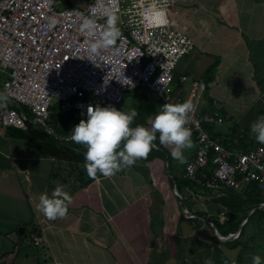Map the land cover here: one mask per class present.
Returning <instances> with one entry per match:
<instances>
[{"label": "crops", "instance_id": "1", "mask_svg": "<svg viewBox=\"0 0 264 264\" xmlns=\"http://www.w3.org/2000/svg\"><path fill=\"white\" fill-rule=\"evenodd\" d=\"M88 1L55 3L83 8ZM163 1L173 24L194 43L175 67L173 95L179 101L189 96V82H180L179 75L206 82L202 110L216 108L226 117L207 126L210 134L220 139L234 134L230 147L258 144L250 125L264 116V0ZM155 98L159 113L162 104ZM146 120L150 129V114ZM21 130L0 125V264H212L213 238L235 262L238 248L225 245L231 239L217 236L214 225V218L232 214L234 221L241 215L227 207L228 200H216L225 189L180 182L194 152L192 141L183 164L162 146L170 157L137 160L112 177L71 188L60 176L51 177L63 165ZM57 187L71 203L65 218L48 220L36 205L41 194L51 197ZM31 235L42 237L41 244L30 243Z\"/></svg>", "mask_w": 264, "mask_h": 264}, {"label": "built area", "instance_id": "2", "mask_svg": "<svg viewBox=\"0 0 264 264\" xmlns=\"http://www.w3.org/2000/svg\"><path fill=\"white\" fill-rule=\"evenodd\" d=\"M105 9L117 17L121 37L91 54L89 44L107 30ZM52 19L56 23L49 27ZM87 19L96 24L91 35L83 28ZM193 47L173 24L163 0H130L127 5L123 0H89L83 8H59L55 0H0V94L10 105L0 102V125L26 129L35 123L49 131L54 102L87 118L89 106H116L128 91L141 88L162 106L191 100L195 108L186 127L194 152L184 165L185 177L194 180L208 165L211 172L203 173L202 183L206 188L242 190L253 181L264 195V146L228 147L210 134L207 126L226 117L216 108L202 110L207 83L179 75L180 82H189V96L179 101L173 95L175 67ZM228 235L234 239L239 232ZM42 240L39 235L29 238L33 245Z\"/></svg>", "mask_w": 264, "mask_h": 264}, {"label": "clouds", "instance_id": "3", "mask_svg": "<svg viewBox=\"0 0 264 264\" xmlns=\"http://www.w3.org/2000/svg\"><path fill=\"white\" fill-rule=\"evenodd\" d=\"M104 12L107 15V30L100 39L89 44L91 54H98L100 49L109 48L121 37L115 14L110 9H105ZM55 23L54 19L50 20L49 27ZM95 27L94 20H85L83 28L90 35L94 33ZM6 99V95L0 94V102ZM194 108L191 100L175 105L164 104L149 129L142 125L131 127L138 116L135 109L124 113L111 106H89L87 120H81L75 125L69 138L73 143L86 148L84 168L92 179H95L98 173L106 178L112 177L133 166L137 160L147 158L153 148H156L154 142L157 140V133L159 144L170 147L171 157L183 164L186 162L184 149L191 147V131L186 125ZM250 131L255 135L257 142L264 144V116L251 123ZM69 203L71 196L62 187H57L51 197L46 193L41 194L36 208L46 219L56 220L67 216ZM252 264H261V257L254 255Z\"/></svg>", "mask_w": 264, "mask_h": 264}, {"label": "trees", "instance_id": "4", "mask_svg": "<svg viewBox=\"0 0 264 264\" xmlns=\"http://www.w3.org/2000/svg\"><path fill=\"white\" fill-rule=\"evenodd\" d=\"M3 77L4 75L1 74L0 79ZM128 93L130 94V91H128ZM151 103L152 97L144 91L133 94L132 109L138 112V116L133 121L131 127L142 125L147 128L146 119L149 116L148 108ZM4 104L10 106L8 103ZM81 120H87L83 112L75 109L63 111L60 109L59 104L54 102L50 106V121L48 122L50 132H47L43 126L35 123H28L27 128L19 132L22 137L31 142H35L46 154L57 159L60 167L63 165V172L60 171V168L55 169L51 177L56 179L57 176H60L62 182L69 184L71 188L84 186L93 180L88 177L84 168V153L86 148L82 145L73 143L69 138L71 136V130ZM232 136H234V134L229 138L221 139V142L230 147V145H232ZM154 143L158 148H153L147 158L139 159L138 161H148L156 156H169V154L162 149V145L159 144L158 135ZM122 147L123 143L121 144V148ZM244 148L248 147L244 146ZM210 172L209 166L207 165L204 171H197L194 180L183 178L180 182L190 187L193 185L194 187L199 186L200 188L204 182L203 173L209 174ZM97 176L102 175L98 173ZM224 189L225 190L222 189L223 191L220 197L218 196L219 198L216 200L218 202L228 200L229 205L227 207L231 206L230 209L233 210L234 213L239 212L241 215L234 221L232 214L228 217L229 219L226 217L225 220L214 218V225L220 234L227 235L228 232H230L229 230L236 231L242 220L246 219L245 223L241 226L238 237L229 241L226 240L224 244L230 248H238L235 264H252V257L254 255H259L261 257V264H264V206H260V203L264 202V195L258 190L256 182L253 181L248 183L245 188L239 192L233 188ZM228 196H230V198H228ZM250 211L251 213H249ZM211 259L212 264H232L231 261L225 257L220 248V243L215 240V238H213L211 242Z\"/></svg>", "mask_w": 264, "mask_h": 264}, {"label": "rangeland", "instance_id": "5", "mask_svg": "<svg viewBox=\"0 0 264 264\" xmlns=\"http://www.w3.org/2000/svg\"><path fill=\"white\" fill-rule=\"evenodd\" d=\"M141 91H144L145 93H147L150 97H152V96H154L150 91H148V90H145V89H140ZM133 94H135L134 93V91L132 90V91H130V94L127 92L126 94H125V96H124V98L122 99V101L120 102V103H118L116 106H115V108L117 109V110H121L122 112H124V113H128L131 109H132V107H133ZM153 100L155 101H157V99L155 98V96H154V98H153ZM152 100V103H151V105L149 106V108H148V111H149V114H150V117L151 118H153L154 119V117H155V115L157 114V107H156V104H155V102ZM49 127V126H48ZM259 144V143H258ZM62 171H63V169H62Z\"/></svg>", "mask_w": 264, "mask_h": 264}, {"label": "water", "instance_id": "6", "mask_svg": "<svg viewBox=\"0 0 264 264\" xmlns=\"http://www.w3.org/2000/svg\"><path fill=\"white\" fill-rule=\"evenodd\" d=\"M215 228V227H214ZM19 230H22V229H19ZM215 232H216V234H217V236H219L221 239H223V240H226L227 238H229L228 236L229 235H226V236H224V235H220V233L217 231V229L215 228Z\"/></svg>", "mask_w": 264, "mask_h": 264}]
</instances>
